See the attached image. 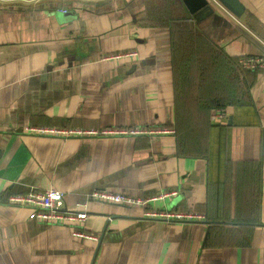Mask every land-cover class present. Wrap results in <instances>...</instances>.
Segmentation results:
<instances>
[{
    "label": "crops",
    "instance_id": "0c3cea01",
    "mask_svg": "<svg viewBox=\"0 0 264 264\" xmlns=\"http://www.w3.org/2000/svg\"><path fill=\"white\" fill-rule=\"evenodd\" d=\"M241 2L233 16L216 1L0 0V195L63 189L96 235L0 203V264H264V67L238 64L264 56V0ZM135 125L151 131L31 130ZM94 189L170 194L143 208Z\"/></svg>",
    "mask_w": 264,
    "mask_h": 264
},
{
    "label": "built area",
    "instance_id": "2783aa9c",
    "mask_svg": "<svg viewBox=\"0 0 264 264\" xmlns=\"http://www.w3.org/2000/svg\"><path fill=\"white\" fill-rule=\"evenodd\" d=\"M210 4L213 1H216L221 8L229 13L230 15L235 16L229 8H227L220 0H209ZM66 10V9H63ZM138 55V52L135 51H124L115 53L112 55H104L102 59L108 60L110 58H126L132 59ZM238 64L240 67L245 69H256L264 67V56H255V55H241L238 58ZM224 108L217 109L213 114L212 118L215 120L218 117L224 116ZM32 131L49 133V134H60L64 136L78 134H139V133H149L151 131L150 127L145 125H135L133 127H105L102 129L96 128H45V127H32ZM172 129L162 128L163 132H171ZM169 192L162 193L161 195L153 197H142L138 195H130L121 192L112 191L109 189H94L88 193V199L100 200L105 202H115L125 205H139L143 208L148 204L152 199L157 198L158 196L169 195ZM66 191L59 189L57 187H49L44 191L37 192L36 194H25V193H12L6 197L0 195V203L6 205H16V206H29L35 208L34 215L40 218H46L50 221H71L76 223L78 229L75 233L80 236H91L96 237V235L87 233L85 229V221L87 220L89 213L86 209V201L78 202L75 209L69 210L65 209L64 198ZM146 216L151 217H166L170 218H200L203 216L200 214H183L179 212H170V211H161V210H149L144 211Z\"/></svg>",
    "mask_w": 264,
    "mask_h": 264
},
{
    "label": "water",
    "instance_id": "95a60500",
    "mask_svg": "<svg viewBox=\"0 0 264 264\" xmlns=\"http://www.w3.org/2000/svg\"><path fill=\"white\" fill-rule=\"evenodd\" d=\"M185 3L190 11L199 12L203 9H211V4L209 0H180ZM227 8H229L234 14H243L245 7L241 0H220Z\"/></svg>",
    "mask_w": 264,
    "mask_h": 264
},
{
    "label": "trees",
    "instance_id": "16d2710c",
    "mask_svg": "<svg viewBox=\"0 0 264 264\" xmlns=\"http://www.w3.org/2000/svg\"><path fill=\"white\" fill-rule=\"evenodd\" d=\"M188 39L190 40V37H188ZM183 79H185V77ZM190 83H191V79H190ZM234 96H230L229 98H219V99H216V100L213 101V105L215 107H221L222 108L224 106H227V103H229V102L235 103L238 100H237L236 96L235 97Z\"/></svg>",
    "mask_w": 264,
    "mask_h": 264
},
{
    "label": "rangeland",
    "instance_id": "374dc122",
    "mask_svg": "<svg viewBox=\"0 0 264 264\" xmlns=\"http://www.w3.org/2000/svg\"><path fill=\"white\" fill-rule=\"evenodd\" d=\"M238 16V15H237Z\"/></svg>",
    "mask_w": 264,
    "mask_h": 264
}]
</instances>
